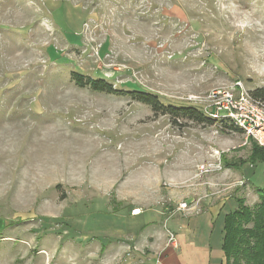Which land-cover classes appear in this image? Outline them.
I'll return each mask as SVG.
<instances>
[{
    "label": "rangeland",
    "instance_id": "374dc122",
    "mask_svg": "<svg viewBox=\"0 0 264 264\" xmlns=\"http://www.w3.org/2000/svg\"><path fill=\"white\" fill-rule=\"evenodd\" d=\"M236 80L264 88V0H0V264H155L104 250L110 230L136 235L138 203L211 208L223 234L238 199L260 202L254 139L127 92L204 111Z\"/></svg>",
    "mask_w": 264,
    "mask_h": 264
},
{
    "label": "crops",
    "instance_id": "0c3cea01",
    "mask_svg": "<svg viewBox=\"0 0 264 264\" xmlns=\"http://www.w3.org/2000/svg\"><path fill=\"white\" fill-rule=\"evenodd\" d=\"M138 204L136 207H140L141 211L140 209L138 212L133 211L128 217L133 218L144 214L147 216L131 226H135L136 235L132 230H130L131 236L124 232L123 228L127 231L129 225L127 223L121 225L119 232L108 231L107 233L111 236L120 235L121 237L119 236L120 245H113L114 242L110 241V236H106L104 250L107 255L115 256L118 250L123 249L125 253L126 249H131L133 246L132 255L144 250L150 251L148 254L155 264H225V255L221 248L222 228L218 229L219 218L211 208L199 214H193L194 209L176 211L174 207L173 211L164 212L161 209L147 210L145 203ZM170 231L176 235L178 247L167 246ZM214 232L218 235L215 238H213ZM121 234L130 239L124 240ZM139 259L136 257L132 264H140L141 259Z\"/></svg>",
    "mask_w": 264,
    "mask_h": 264
},
{
    "label": "trees",
    "instance_id": "16d2710c",
    "mask_svg": "<svg viewBox=\"0 0 264 264\" xmlns=\"http://www.w3.org/2000/svg\"><path fill=\"white\" fill-rule=\"evenodd\" d=\"M74 80L80 87H90L95 91L121 94V91L103 79H94L75 73ZM127 93L133 99L151 106L157 114L170 115L176 124L180 118L210 124L216 122L206 116L204 111L194 106L164 105L158 96L144 91ZM251 94L253 97L264 101V88H257L251 91ZM225 122L222 121V123ZM252 155L255 160L264 161V146H260L255 141L252 142ZM257 193L260 202L255 207L248 206L243 203V200L238 199L237 208L224 218L221 248L226 255V264H264V188L259 187Z\"/></svg>",
    "mask_w": 264,
    "mask_h": 264
},
{
    "label": "built area",
    "instance_id": "2783aa9c",
    "mask_svg": "<svg viewBox=\"0 0 264 264\" xmlns=\"http://www.w3.org/2000/svg\"><path fill=\"white\" fill-rule=\"evenodd\" d=\"M204 113L216 122L226 121L234 125L264 146V101L253 97L242 81L236 80L231 89L211 92ZM185 208H188L187 203H181L180 209ZM168 244L178 247L176 235L171 231Z\"/></svg>",
    "mask_w": 264,
    "mask_h": 264
}]
</instances>
